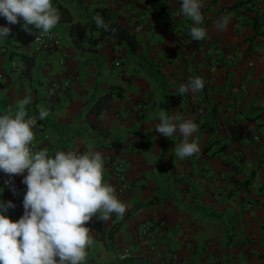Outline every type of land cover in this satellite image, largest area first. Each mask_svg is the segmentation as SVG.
<instances>
[{
    "label": "crops",
    "instance_id": "0c3cea01",
    "mask_svg": "<svg viewBox=\"0 0 264 264\" xmlns=\"http://www.w3.org/2000/svg\"><path fill=\"white\" fill-rule=\"evenodd\" d=\"M201 2L207 36L195 42L179 0H53L75 22L91 20L96 8L110 9L114 20L136 36L134 55L126 43L97 33H88L77 47L70 23L62 21L53 29L62 37L60 46L52 53L41 51L23 30L24 22L9 25L0 17V25L12 29L0 39V115L30 97L26 111L37 118L38 150L46 148L49 156L100 152L103 182L127 205L122 218L93 227L94 217L86 224L94 243L86 249L85 264H173L175 256L187 264H264V0ZM224 16L230 22L218 31L214 24ZM193 77L204 80V89L178 96L177 88ZM65 80L71 88L50 97L48 87ZM113 86L124 90L123 98L94 113L89 104ZM40 108L49 112L43 121ZM161 109L199 126L194 137L199 155L174 157L182 138L156 131ZM92 123L107 133L104 142ZM111 140L126 146L116 150ZM114 162L129 166V189L122 195ZM16 178L24 187L23 176ZM0 201L9 202L1 185ZM4 214L20 219L13 208ZM148 219L166 224L152 237L156 251L148 241H138L139 226ZM125 249L133 256L123 263L119 255Z\"/></svg>",
    "mask_w": 264,
    "mask_h": 264
},
{
    "label": "clouds",
    "instance_id": "9594fccd",
    "mask_svg": "<svg viewBox=\"0 0 264 264\" xmlns=\"http://www.w3.org/2000/svg\"><path fill=\"white\" fill-rule=\"evenodd\" d=\"M179 3L180 12L193 24L191 40L204 41L207 30L201 26V0ZM0 17L9 25L23 20L24 31H38L35 42L48 36L61 19L53 0H0ZM93 19L98 29L115 33L99 14ZM229 22L230 18L224 16L214 27L224 31ZM11 32L10 27L0 25V39H7ZM204 86L202 78L193 77L177 88V95H195ZM29 104L30 97H25L15 111L9 108L0 115V172L23 176L22 183L27 187L24 214L18 221L4 214L15 205L0 201V264H85L86 249L94 243L92 230L86 224L94 217L105 223L113 216L122 218L127 205L112 185L103 182L104 158L100 152L57 151L49 156L46 148L36 150L37 118L29 117ZM48 116L49 112L40 108L39 120ZM158 121L156 131L161 136L182 138L172 150L175 158L183 161L200 154V145L194 138L199 126L193 120L180 114L170 116L161 109ZM125 258L127 253L121 254L120 259Z\"/></svg>",
    "mask_w": 264,
    "mask_h": 264
},
{
    "label": "built area",
    "instance_id": "2783aa9c",
    "mask_svg": "<svg viewBox=\"0 0 264 264\" xmlns=\"http://www.w3.org/2000/svg\"><path fill=\"white\" fill-rule=\"evenodd\" d=\"M23 22V20H21ZM29 33V32H28ZM38 31L35 32V34H30L29 36L32 40V43L34 46L41 51H46V52H54L57 50V48L60 46L62 43V37H60L53 29L51 33L46 36L41 38L39 41L35 42L37 39ZM59 64L63 68L66 67V61L64 58L59 59ZM117 66L121 65V62L118 61L116 62ZM20 65L13 64V68L17 69L19 68ZM21 68V67H20ZM1 77V76H0ZM72 84L70 80H65L62 82H53L49 87H48V94L50 97H55L61 93H65L71 88ZM141 109L144 108V105L140 107ZM35 139V148L38 150V145L36 138ZM112 173L114 177L115 184L117 186V191L119 195H122L123 193L126 192V190L129 189V183H128V169L129 166L126 163L123 162H114L112 163ZM0 185L3 187L7 200L11 201L14 205L15 208L14 211L18 215L19 218H21L24 214V207H23V197L27 191L26 185L24 187L20 186L18 183V180L16 176H8L5 175L3 172H0ZM101 222L98 218H95V221L92 222L93 227H97L98 224ZM166 226L165 221L161 220H155V219H148L144 221L143 223L140 224L139 229H138V241L140 242H149L145 243L147 247L151 251H156L157 247L151 242L152 237L155 234V231L157 229H162ZM188 247H191V244L189 243L187 245ZM127 253V258L125 259H120L121 254ZM119 255V261L120 262H128L132 259V253L129 249H125L122 253ZM173 264H187L185 261L181 260L178 256H175L173 258Z\"/></svg>",
    "mask_w": 264,
    "mask_h": 264
},
{
    "label": "trees",
    "instance_id": "16d2710c",
    "mask_svg": "<svg viewBox=\"0 0 264 264\" xmlns=\"http://www.w3.org/2000/svg\"><path fill=\"white\" fill-rule=\"evenodd\" d=\"M58 12L61 16L60 21L65 23H70L69 27V35L73 41V43L77 47H81L85 42V38L88 33H97L100 39H112L115 41L124 42L128 45L131 54H136L137 52V38L136 36L127 28L118 24L113 16L112 12L108 8H96L94 11V16L99 14L104 19L105 23L109 24L110 28L115 29V33L111 31H105L104 29H98L95 25V21L92 18L86 22H75L73 15L71 12L64 6L58 5L57 6ZM93 16V17H94ZM124 96V90L120 87H111V89L98 101L89 104L91 106V110L94 113H101L104 110L110 108L113 105V102L117 99H121ZM91 127L95 132V136L98 138L99 141L104 142V137L106 136V132L103 129H100L96 123H92ZM111 146L116 150L123 149L126 145L111 140ZM138 207H135L137 209Z\"/></svg>",
    "mask_w": 264,
    "mask_h": 264
}]
</instances>
